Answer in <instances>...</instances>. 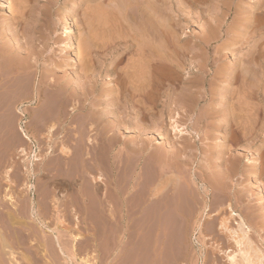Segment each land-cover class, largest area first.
<instances>
[{
	"label": "rangeland",
	"instance_id": "374dc122",
	"mask_svg": "<svg viewBox=\"0 0 264 264\" xmlns=\"http://www.w3.org/2000/svg\"><path fill=\"white\" fill-rule=\"evenodd\" d=\"M255 1L257 3L259 0H197L193 5L187 2V5L183 0L179 34L185 35V38L180 43V50L172 49L177 53L174 56L176 59L170 58L173 63L163 57L166 51L171 53L170 49H144L145 56H152L150 63L144 58L147 62L144 63V119L138 126H131L132 128L128 126L137 120L134 112L123 117L114 115L105 118L106 97L102 92L105 86L104 76L98 78L97 85H84V90L78 85L76 91L68 89L69 83L75 81L78 73L75 66H68V62L76 60L79 55L81 37L80 31L77 30L79 25L73 21L76 17L73 19L63 15L66 25L69 23L66 32L63 30L65 25H62L57 29L59 37L56 40L51 39L43 46L46 41L44 35L42 43L37 42L38 45L34 49H27L32 55L30 59L33 66L28 72V78L33 80V86L28 84L29 86L24 87L21 83L17 86V82L5 78L10 68L4 65L0 69V75L6 79V83L2 80L4 85L1 86L2 81L0 85V228L3 230L7 227L5 232L2 231L3 236L14 250L12 258L6 248L0 249L5 264L12 259L20 264H209L213 246H221L222 243L218 237L222 232L217 228L219 220L230 218L228 210L218 213V218L213 219L216 229L211 232V215L214 211L210 208L212 197L209 196L210 192L203 193L201 182L194 178L196 175L200 176L201 169L213 164L211 149L217 142L211 134L218 133L215 130L221 122L211 109L213 106L218 107L220 102L219 71L227 68L230 56L235 54L236 81L233 84L235 87L238 85L240 89V71L237 66L241 61L238 57H244L248 49L240 47L242 30L239 29L242 27L239 18L244 15L243 9H246L247 5L250 8ZM68 2L69 0H59L52 10L58 9L54 10L52 15L60 12L61 7ZM87 4L84 3L85 6ZM245 6L247 7L244 8ZM214 18L219 19V35L211 36L208 40L202 39V31L205 32L206 24L209 20L212 24ZM254 25L256 29L253 28V31L251 29L249 32L251 43L257 42L260 33L264 31V24L259 25L256 21ZM2 34L0 38L3 42L11 41L8 33ZM200 39L201 42L198 41ZM261 45L260 43V47L264 44ZM102 50L98 52L101 53ZM132 50L130 49L134 54L136 49ZM263 50L253 49L256 58ZM33 58L35 60H32ZM98 60H95V64ZM58 61L62 66L51 74L50 82L45 77V71L54 67ZM256 65L254 64V68L259 76L260 68L256 69ZM169 68L178 71L179 79L174 81V85L170 82ZM147 69L148 75L145 74ZM149 69H152L153 73H150ZM41 73L42 79L47 83L42 89V100L37 104L32 100V93L34 83L40 79ZM258 76L257 80L254 79L255 84L252 83L254 86L259 83L258 94L251 96V100L254 98L253 107L259 104L261 97V82ZM150 77L151 80H147ZM191 77L198 82L196 88H191L190 92L186 81ZM35 78L37 80L34 81ZM170 85L174 88L173 96L167 95ZM157 86L160 89H157ZM18 88H21V91ZM253 89L255 92V87ZM228 93L232 95L227 92L228 97ZM257 110L245 125L248 131H257L260 126L257 124L260 123L263 111ZM202 112L205 117L200 118L198 114ZM253 117L255 120H252ZM235 120L231 123L233 126H230V131L233 134L227 143H231V150L236 149L246 155L249 151L247 146H254L250 149L252 152L257 141L254 138L249 140L239 137L243 127L238 125L239 119ZM233 122H237L236 125ZM51 123L55 124V128L48 133L47 126ZM176 127L194 133L182 137L174 130ZM48 140L51 146L49 149ZM60 144L68 147L65 155L59 150ZM164 149L173 151L174 163L165 162ZM49 150L50 153L46 154ZM230 153L233 159L236 158L233 151ZM163 169H166V173H171L163 174ZM232 178L227 179L229 185L236 182ZM178 179L184 182H180L179 187ZM160 181L168 184L167 186L170 184L167 191H160L167 193L162 196L161 193H153L155 186L161 184ZM30 184L31 187L28 186ZM240 185L243 190L252 194L253 199L248 203L246 196V199L238 201L236 189L226 191V198H231L235 212L244 214L248 212V206L254 204L257 213L264 216V180L262 183L251 182L247 178L242 180ZM238 187L240 189V186ZM191 190L195 191L194 194ZM182 191L186 194L181 195ZM188 201L189 204L186 205ZM8 211L13 213L17 223L11 226L12 229L2 222ZM18 218L19 220H16ZM28 237L30 241L27 244L25 241ZM251 237L264 249L261 244L262 238L264 239V226L261 232L251 233ZM44 239L50 241L49 246L39 245V241ZM214 250L216 255L221 257V264H226V259L222 260L225 255L222 256L219 248ZM35 251L39 254L34 253Z\"/></svg>",
	"mask_w": 264,
	"mask_h": 264
},
{
	"label": "bare ground",
	"instance_id": "6f19581e",
	"mask_svg": "<svg viewBox=\"0 0 264 264\" xmlns=\"http://www.w3.org/2000/svg\"><path fill=\"white\" fill-rule=\"evenodd\" d=\"M196 1L197 0H185L184 4H187L188 2L190 5H193L194 2ZM58 3H59V0H0V36L3 35L2 33H6V35L8 33V35H10V40H11L9 42H3V40L0 38V69L3 68L4 65L10 68L9 72L8 73L6 72L7 75H5L6 76L5 78L7 80L11 78L15 82H17L16 83L17 86L19 85L18 83H21L22 86L24 85L29 86L28 84H32L33 86V80L28 78V76L30 75V73L28 75V72L30 71V68L33 66V63L30 59L32 55L28 53L27 49H34L35 46L38 45L37 42L42 43L44 35L46 36V41L43 43V46H46V44L49 41H51V39L56 40V38L59 37V34L57 33L58 32L57 29L58 27L62 25H65L63 26L64 27L63 30L64 32H66V29L68 28L67 25H69V23L66 25L63 15H67L66 17L71 16V18L73 19L74 17H76L73 21L74 23H76V25H79L77 30L80 31V37H81L80 46L78 45L79 55L77 54L78 58L76 60L72 62L71 61L68 62V66L69 65H72L73 67L75 66V69L78 70V73H77V76L74 78L75 81L73 83H69L68 89L76 91L77 85L80 86L79 88H82V89L84 85L89 84V83H92V85H95L98 81V78H100L101 76H104L103 81H104L105 86L103 87V91L102 90L101 91L106 97V100L104 101L105 106H106V109L104 111L105 118L107 117L109 118L114 115H118V116L121 115L123 117V115H127L128 113L134 112L137 116V120L135 123L130 124L128 127L132 128V127L138 126L139 122L144 119V77H145L144 76V66H146L144 65V63H147L145 62L146 60H148L149 63H150V60H152V56L144 55V49H170V50L178 49V48L179 50L181 49L182 46L180 45V43L185 38V35L182 36L179 34L180 8H181V5H183V0H69L67 4H64L61 7L60 12L58 11L57 14L52 15L54 10L58 9V8H54V10H52L53 7L56 6ZM84 3L85 4L88 3V4L85 6ZM83 6L85 7L83 8ZM247 6L249 7V5ZM247 6H245L244 8H246ZM248 7L246 9H243L244 15H242V17L239 16L241 17L239 18L240 20L239 23H240V26L242 27V29H239V30H242L241 31L242 32V39H241L242 42L239 41L242 43V46L240 47H242V49H248L245 52L244 57H241V56L238 57L239 60L241 61V64L237 66V70L239 69L240 71L239 72L240 82H238V83H241L240 89L238 88L239 87L238 85H236L235 87L233 84L234 81H236L235 80L236 79L235 77L236 67H234L235 66L234 60L236 57L235 56L236 54H235L233 55V57L230 56L231 60L229 64L227 65V68L225 70L223 68L222 69L223 72L219 71L220 73L219 81L221 85L219 86V89H218V92L220 94V97L219 96L218 97L220 98L219 100L220 102L218 104L219 105L218 107L213 106L211 109L214 111V116L215 115L218 116L221 122V124L218 123L219 126H217L215 130V132H218V133L215 134L213 132L211 134L213 135L215 142H217L214 148L211 149V154L213 155V161H212L213 164L212 165L210 164L211 167L207 166V168L201 169L200 176L196 175L194 178V179H198L201 182L203 193L207 194L208 192H210L209 196L212 197V205L210 204L211 205L210 208L214 211H213V214L211 215L212 217V221L210 224L211 232H214V229H216V223L214 222V220L218 218V215H219L218 213L224 210L225 211L228 210L229 218H230V220L228 219V217L221 218V220L218 219L219 226L217 225V228L219 231L222 230V232L220 233L221 235L218 234V237L222 240V243L220 244L221 246H213V249L211 250L212 255L209 257L210 259L209 264L223 263L221 261V257L216 255V252H214L216 251L214 250L216 248H219V250L223 253L222 256L225 255V258L223 257L222 260L226 259V261L224 260L226 264H264V249L256 242L255 239L251 237V233L261 232L264 226V216L257 213V211L254 209L255 208L254 204H250L247 208L248 212L244 214L240 212L239 213L235 212L231 204V201H230L231 198H226V191L232 190L234 188L237 191L236 199L238 201H241L242 199H246L245 197L247 196L248 199L246 201L249 203L251 199H253V196L252 194L248 193V190H243V188H241V185H240L241 181L249 178L251 182L260 181V183H262V180H264V52H263L264 50L261 51V53L259 54L257 58H256V55H254V51H253V49L255 50L264 49L262 48L264 46L263 45L264 44L263 43L264 42V31L260 33L261 34L260 38L257 37L259 38L257 42L251 43L249 41V37H251V35L249 36L250 30L252 29L253 31V28L257 26V24H255L256 25L255 26L254 23H256L257 21L259 25L264 24V0L262 1L259 0L257 3L256 1L252 2V4L250 5V8ZM218 20H219L218 18L213 19L214 25L212 22H211L212 24H210L209 22L210 20L208 21V23L206 24L207 27H206L205 32L202 31L203 33L202 39L208 40L209 37L215 36L218 33L219 31V21ZM254 34L256 35L257 33H254ZM198 41L201 42V39ZM260 43H262L263 45V46L261 45L262 47L259 46ZM100 49L105 50L103 54H101L103 50L101 51V53L98 52ZM130 49L131 50L136 49L135 53L133 54L130 51ZM129 52H131V54ZM150 53H153V52L150 51ZM176 54L177 53L175 50H172L171 53H167L166 51L163 54L164 55L163 57H165L164 59L170 60V58L174 57ZM145 57H146V60L144 59ZM178 57L180 58V56H177V58ZM174 58L176 59V57ZM96 59L97 60L99 59V60L95 64ZM32 60H35V59L33 58ZM174 61L178 62V60H174ZM255 61H257V63H255ZM170 62L173 63L172 60H170ZM149 63L147 64L148 66L150 65ZM254 64H257L256 65L257 67L255 66L256 69L260 68L259 76L256 74ZM60 66H62V63L58 61L56 62L54 67H50L49 69H47L45 71V77H47L46 79L52 82L51 74L57 71L60 68ZM181 68L184 69L183 67ZM169 70L170 71L168 75H170V82L174 85L175 83L174 81L179 79L178 74H177L178 71L175 72L170 68ZM2 72L4 71L2 70ZM149 72L153 73L152 69L151 70L149 69ZM147 73H148V69H147V72H145V74ZM4 74L5 73H3V75ZM147 75L146 77H148ZM41 76H42V73L40 74V79L39 78L38 80L36 78L34 79V81L37 80V82L34 83V92L32 93V100H35L37 104H39V102H41L42 100V89H43L44 84L47 83L45 79H42ZM257 76L259 77L258 79L261 82L260 83L261 97H260L259 104L255 103L256 106L253 107L252 102L254 98L251 100V96L252 97L255 96L254 93L258 94L257 90L259 88L258 87L259 83L258 85L254 86L255 84L254 79H256ZM3 77L4 76L0 75V85L2 84L1 81L4 80ZM223 78L225 80H222ZM6 79L4 80L5 83H6ZM149 79L151 80V77L147 78V80ZM147 80L145 78L146 84L148 82ZM180 80L182 81L183 79L181 78ZM197 82L198 80H195L193 77L187 78L186 84L187 86H189L190 92L192 91L191 88H194L197 85ZM56 84L61 85L62 82H56ZM3 85H4V82L1 86ZM159 85L160 84H158V86ZM158 86L156 88L160 89L158 88ZM176 87L177 86H175V88ZM253 87H255V92H254ZM146 89H148V87H146ZM151 89L154 90V88H151ZM186 91L187 90L185 89V92ZM173 92H174V88L172 85H170V87H168V90H167V95L173 96ZM227 92H230V94H232L231 95L232 97L229 95V93L228 95L230 97H228ZM147 93H151V92H147ZM180 94H182V92ZM151 96L153 95H150V97ZM171 104L173 105V103ZM72 109L74 110V107H72ZM257 109L260 110V112L261 110L263 111L262 112L263 115L262 117H260L261 124L258 122L259 124L257 125H260V126L258 127L257 131H251V130L248 131L249 129L247 130L245 125L248 124L247 121L249 120L250 117H252L255 114ZM52 110L53 109H51V111ZM101 113L103 112L101 111ZM198 115L201 118L203 116V112L199 113ZM255 117L251 119L255 120L254 119ZM235 119L236 120L239 119L240 124L238 125H241L243 127L241 133L238 130V132L240 133L238 136L239 137L241 136L242 138H248L249 140H252L254 138L257 141V144H255V148L253 149L252 152H250V149H252L254 146H251L250 144L247 146L249 151L248 152L246 151L247 152L246 155H245V152H240L238 150L236 151V149L231 150L230 148L231 143L230 145L228 144L229 143L228 140L231 137V134H233L230 131V126H233L231 123ZM254 122H257V121H254ZM236 123L237 122L235 123L233 122V124L235 125ZM249 124H252V123H249ZM241 126L239 127L240 129H241ZM249 126L250 125H248V127ZM47 128H48V133H50L51 130L55 128V124L54 123H51L50 125L48 124ZM174 130H177V134L182 137H185L187 135L189 136V133L190 134L192 133V135L194 133L192 131L189 132V130H183L178 127H176V129ZM233 132L235 133V131ZM25 133L24 135L27 138H29ZM205 138H207L206 135H205ZM235 138L234 140H237ZM87 140L89 141V138ZM230 141L232 140L230 139ZM47 142H48L47 145L49 149L51 147L49 144L50 141L48 140ZM59 150L63 155H65L68 151V147H66L63 144H60ZM231 151H233V154L236 158L233 159L231 157V153H230ZM47 153H50V150L46 152V154ZM163 153L165 154L164 156L166 158L165 162L167 161L168 163H171L170 161H172V163H174L175 159L172 155L173 151L166 149ZM164 170L166 169H163V171ZM168 172L169 171H167L166 173V171H164L163 174L171 173V171L169 173ZM171 176H169V178ZM181 176L182 175H180V177ZM162 177H164V175ZM230 178L235 179L236 181L232 185H229L227 182V179H230ZM178 180L176 181L177 183H178ZM170 181H168V183ZM180 182L181 181L179 180L178 187L184 183V182L183 183L181 182L180 184ZM161 184L163 183L161 182ZM161 184L159 185L158 183L159 187L158 185L155 186L156 188L154 189L156 190H154L155 191L153 192L154 194H156V192L161 193V196L164 193L167 194L165 191L164 193L160 191H162L163 189L167 191L168 188H170L169 187L170 184L169 186H167L168 184L167 185L163 184L164 187ZM235 184L237 185V187H235L236 186ZM28 186L31 187V184ZM238 186H240V189ZM183 187L185 189V185ZM188 191L190 192V190ZM192 191L193 190H191V192ZM194 192L195 191H193V194ZM183 194H186V193L183 192L181 195ZM196 197L198 196L196 195ZM187 203L189 204V201L186 202V205H188ZM180 205H182V203ZM189 207H192V206H189ZM33 209L34 208L32 207V211ZM212 210H209V211L212 212ZM12 215L13 213L8 211L7 215L4 217L5 220L3 221L1 220L2 222L6 224V226H8L9 229L14 223L17 224ZM221 217H224V216H221ZM16 220H19V218ZM233 222H234V225H233ZM6 229L2 230L0 228V247H1L0 249L3 250L6 248L10 256L14 258L13 247L9 245L10 242L8 243V240L3 236V232H5L4 230ZM213 235H217V234L213 233ZM263 240L264 239L262 238V241H261L262 245H264ZM29 241H30V238L28 237L27 241L25 242L28 244ZM40 241H39V245L41 246L45 247V246L50 245L49 243L50 241L48 239H44L42 242ZM35 248H37L38 250V246H36ZM34 253L39 254L38 251H35ZM209 259L207 257V260ZM0 264H5L4 260L1 257V254H0ZM7 264H20V263L12 259V260H9Z\"/></svg>",
	"mask_w": 264,
	"mask_h": 264
}]
</instances>
